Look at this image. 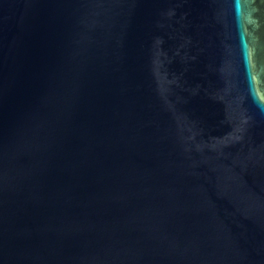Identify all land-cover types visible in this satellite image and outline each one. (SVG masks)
I'll return each mask as SVG.
<instances>
[{
  "label": "water",
  "instance_id": "water-1",
  "mask_svg": "<svg viewBox=\"0 0 264 264\" xmlns=\"http://www.w3.org/2000/svg\"><path fill=\"white\" fill-rule=\"evenodd\" d=\"M0 264H264V0H0Z\"/></svg>",
  "mask_w": 264,
  "mask_h": 264
}]
</instances>
